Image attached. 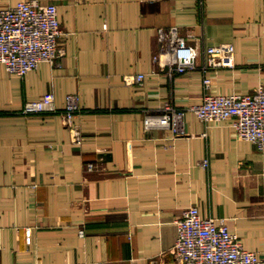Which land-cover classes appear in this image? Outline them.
I'll list each match as a JSON object with an SVG mask.
<instances>
[{
	"label": "crops",
	"instance_id": "crops-1",
	"mask_svg": "<svg viewBox=\"0 0 264 264\" xmlns=\"http://www.w3.org/2000/svg\"><path fill=\"white\" fill-rule=\"evenodd\" d=\"M42 1L58 6L60 55L23 76L0 63V264H180L177 221L193 204L264 254V149L192 111L184 135L144 124L166 104L264 83V0ZM170 25L199 64L172 77L155 60L157 28ZM222 42L236 65L211 69L207 88L206 48ZM47 92L57 109L23 111ZM69 93L80 97L73 125Z\"/></svg>",
	"mask_w": 264,
	"mask_h": 264
},
{
	"label": "built area",
	"instance_id": "built-area-1",
	"mask_svg": "<svg viewBox=\"0 0 264 264\" xmlns=\"http://www.w3.org/2000/svg\"><path fill=\"white\" fill-rule=\"evenodd\" d=\"M63 30L55 2L18 0L0 7V63L10 73L25 75L42 61H54L60 55V36ZM159 51L155 60L169 76L192 71L199 67L198 50L181 34L177 25L157 28ZM236 47L233 42H222L206 48V59L201 65L203 83L209 88L212 76L209 71L219 67H235ZM146 77L140 72L125 77L133 83ZM57 109L54 92L25 102L24 112ZM81 110L77 93L66 96L64 120L73 125L74 116ZM188 111L210 126L227 122L240 138L254 142L264 149V83L253 91L211 92L187 106L166 104L162 112L147 113L146 128L163 127L173 135L187 133L185 119ZM79 139V135H75ZM204 166L209 159H202ZM97 162L88 161L86 168L94 170ZM178 236L172 249L180 264H264V254L245 247L240 235L232 231L224 218L203 216L199 207L190 205L178 219ZM83 232V230H81ZM135 264V263H131Z\"/></svg>",
	"mask_w": 264,
	"mask_h": 264
}]
</instances>
